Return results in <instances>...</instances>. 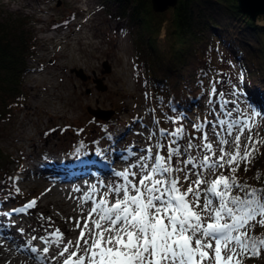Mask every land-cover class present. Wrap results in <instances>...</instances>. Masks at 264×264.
<instances>
[{"label":"rangeland","instance_id":"374dc122","mask_svg":"<svg viewBox=\"0 0 264 264\" xmlns=\"http://www.w3.org/2000/svg\"><path fill=\"white\" fill-rule=\"evenodd\" d=\"M118 3L119 0H0V16L22 18L23 30L32 43V54L26 60L28 68L23 74L27 98L11 118L0 121V148L11 162L10 171L0 177V228L11 227L16 213L31 207L27 202L33 197L39 200L46 187L52 186L45 184L43 175H31L33 180L20 179L25 174L22 166L44 167L43 163H47L54 169H50L48 176L55 177L57 183H67L76 172L72 165H66L75 160L84 163L85 159L88 165L82 168L89 167L91 175L103 177L98 172L102 167H94L96 164L88 159L94 153L95 161H106L108 168H113L108 174L111 176L130 162L132 144L150 143L147 137L153 117L159 127L173 126V121L165 118L169 116L167 111L156 116L149 110L146 85L136 71L130 24L118 15ZM103 60L111 67L108 72H102ZM71 68H82L89 76L83 80ZM92 71L102 78L104 90L96 89ZM236 77L227 55L214 54L213 72L207 78L202 100L182 114L184 119H179L186 130H192V123L205 116L211 118L209 107L216 108L227 101L232 105L230 111L235 110L232 86ZM213 86L216 90L210 92ZM240 104L237 116L248 115L253 109L242 100ZM88 106L112 109L113 113L106 120L94 119ZM255 119L253 133L264 135V117ZM102 121L109 123L103 127ZM72 127H81L80 134L92 145L91 150L83 154L66 152L75 140ZM121 132L126 135L118 139ZM246 137L247 131L241 136L242 144ZM124 155L127 157L123 158ZM214 174L209 170V175ZM17 187L19 192L15 191ZM12 209L16 211L11 212ZM8 217L13 219L10 221ZM17 234L26 237L25 232ZM22 245L26 251L30 250L28 243ZM259 256L263 259L264 251Z\"/></svg>","mask_w":264,"mask_h":264},{"label":"snow or ice","instance_id":"6c2138e0","mask_svg":"<svg viewBox=\"0 0 264 264\" xmlns=\"http://www.w3.org/2000/svg\"><path fill=\"white\" fill-rule=\"evenodd\" d=\"M215 90L213 86L210 92ZM241 95L242 88L233 84L235 110L230 111L227 101L209 107L211 118L192 123L190 131L184 124L159 127L153 117L150 143L115 172V179L99 181L103 187L83 193V199L91 201L90 208L80 209L86 215L66 217L79 229L75 240L65 241L59 227L41 229L42 253L49 252V244L59 245L58 264H243L245 256L260 255L264 234L251 229L264 225V185L244 183L236 171L241 162L247 169L258 145L264 144V138L253 133L255 117L264 116V109L237 116ZM35 202L33 197L27 203ZM18 231L23 234L25 229ZM31 251L41 252L35 245ZM40 258L47 264L46 257Z\"/></svg>","mask_w":264,"mask_h":264},{"label":"trees","instance_id":"16d2710c","mask_svg":"<svg viewBox=\"0 0 264 264\" xmlns=\"http://www.w3.org/2000/svg\"><path fill=\"white\" fill-rule=\"evenodd\" d=\"M117 12L130 24L136 71L146 85L154 115L167 111L170 117H181L197 105L207 89L217 52L227 55L234 67L237 77L233 82L242 88L240 100L257 113L264 109L262 14L250 17L236 0H177L163 11H154L149 0H119ZM23 24L22 18L0 16V121L11 118L27 98L23 74L32 43ZM108 123L102 121V126ZM173 123L181 124L179 119ZM72 128L75 140L66 152L91 150L92 145L80 134L81 127ZM10 164L9 155L0 148V177L10 171ZM223 171L227 173V166ZM236 175L249 185H264V144L258 145L247 169L241 162ZM251 231L264 234V225L257 223ZM259 257L245 256L243 264H264Z\"/></svg>","mask_w":264,"mask_h":264},{"label":"bare ground","instance_id":"6f19581e","mask_svg":"<svg viewBox=\"0 0 264 264\" xmlns=\"http://www.w3.org/2000/svg\"><path fill=\"white\" fill-rule=\"evenodd\" d=\"M124 135L126 133L121 132L118 139H122ZM132 147L133 150H131L130 157L134 158L136 154L135 150L142 149V145H136L134 143ZM126 157L127 155H124L123 158ZM70 165H72V169H79V171L73 173V179L67 183H57V180L54 179L55 177H49L48 175H50L51 170L54 169H51V166L47 163H43L44 167L36 166L35 164L21 167L25 174L24 176H20V179L29 178L33 180L31 175L35 177L43 175L45 184L52 186L49 188L46 187L42 197L34 205L28 207L25 211H18L15 217L16 220H12L13 217H8L10 221L12 220L14 222L11 227L0 228V264H45V259L40 258L41 255L46 257L47 264L57 263L60 259L57 256L60 246L55 243L49 244V252L42 253L45 244L39 239V235H44L45 232L41 231V229L52 231L56 227H59L65 232V241L69 238L75 240L79 229L73 228L72 225L75 221L67 220L66 217H82L86 215V212H81L80 209L85 208L87 210L90 208L91 201H85L83 199V193L91 187H103L102 185H98V182H107L110 179H115V174L108 175L112 172L113 168H102V171L100 169L97 171L103 173L104 176L97 177L91 175V171L88 170L89 167L82 168L86 165L83 161L79 163V161L75 160L74 163L69 162L66 166L69 167ZM29 174L30 176H28ZM41 213H43V218L40 217ZM48 217H52V219L48 220ZM50 225L51 227H48ZM18 228L25 229V238L17 236L19 235L17 233H20ZM33 230L36 233L35 238L32 236ZM48 239H51V237H48ZM22 243H28L30 250L26 251L23 249L21 246ZM32 245H35L41 252H32ZM52 256H57V260H52Z\"/></svg>","mask_w":264,"mask_h":264},{"label":"water","instance_id":"95a60500","mask_svg":"<svg viewBox=\"0 0 264 264\" xmlns=\"http://www.w3.org/2000/svg\"><path fill=\"white\" fill-rule=\"evenodd\" d=\"M151 4V8L154 11H163L167 7L172 6L176 3L177 0H149ZM240 9L250 17L254 18L257 14H262L264 16V0H236ZM102 72H108L110 70V65L107 63L106 60L102 61ZM78 77L85 80L89 75L86 74L82 68H71ZM93 81L95 83V87L98 90H104L106 85L103 83L102 78L98 77L94 71H92ZM88 112H90L94 117L101 118L106 120L110 117L113 113L112 109H101V108H92L87 107Z\"/></svg>","mask_w":264,"mask_h":264}]
</instances>
